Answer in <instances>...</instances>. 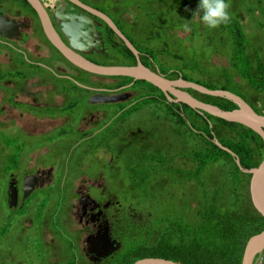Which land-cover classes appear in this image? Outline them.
I'll return each instance as SVG.
<instances>
[{
  "label": "trees",
  "instance_id": "trees-1",
  "mask_svg": "<svg viewBox=\"0 0 264 264\" xmlns=\"http://www.w3.org/2000/svg\"><path fill=\"white\" fill-rule=\"evenodd\" d=\"M22 1L34 11L28 0ZM108 2L113 10V14L109 13L121 31L135 32L132 37L145 65L158 68L170 78L182 76L210 89L234 92L264 114V0H229L231 21L216 29L206 28L199 15L193 16L191 10L197 7L198 0ZM257 13V32L247 33V19ZM185 24L190 30H185ZM179 30L188 35H179ZM122 46L125 50L121 55L130 58L124 64H136L133 51L125 43ZM112 77L119 80L117 85L133 81L128 76ZM134 87L140 96L158 94L163 99L146 98L132 109L149 106L154 121L171 117L178 126L177 133L187 138L183 144H174L178 151L158 141L154 133L141 142L148 146L138 157L145 166L132 173L133 181H125L131 184L132 193L128 194L139 205L149 206L154 200L170 206L155 221L153 206L144 209V215L148 212L153 216L147 215L140 222L129 220L126 250L105 264H134L146 257L181 264H242L247 241L264 229V216L251 199V173L242 171L234 156L213 139L217 137L238 154L244 167L252 168L262 161L263 137L244 124L169 101L162 89L149 81L137 80ZM189 90L223 109L239 108L227 98ZM124 104L120 103L119 108ZM177 182L185 187L182 192L175 189ZM185 182L192 186H185ZM259 258L258 264H264V251ZM77 262L72 259L67 264Z\"/></svg>",
  "mask_w": 264,
  "mask_h": 264
},
{
  "label": "flooded vegetation",
  "instance_id": "flooded-vegetation-1",
  "mask_svg": "<svg viewBox=\"0 0 264 264\" xmlns=\"http://www.w3.org/2000/svg\"><path fill=\"white\" fill-rule=\"evenodd\" d=\"M40 1L53 28L69 49L103 65H135L124 64L130 61L121 55L125 50L122 44L127 43L118 32H110L109 24L93 12L108 15L115 22L102 5L108 0ZM0 11L9 19V24L0 33V137L3 138L0 141V165L3 163L2 170L9 178L5 203L11 209L23 210L36 191L51 184L62 187L65 181L73 196L68 211L73 234L65 242L72 249L69 254H74L72 259L78 261L77 264H105L118 249L108 256H100L87 239L101 242L106 234L110 241L121 243V234H127L128 222L123 221L124 215L129 220L135 219L134 207L124 205L120 199L125 193H132L131 184L125 182L128 180L124 178L120 161L127 160L132 173L142 169L144 161L138 157L148 146L141 142L151 138L154 127L147 129L146 121L137 120V116L130 117L141 110L132 107L143 99L161 96H140L137 88H133L137 80L117 85V78L106 80L107 77L73 63L52 43L39 13L22 0H0ZM122 33L138 49L136 39L132 37L135 32ZM124 92H131L124 101L104 102L95 98L96 95ZM120 103L126 104L119 108ZM120 116H123L120 122L130 120L135 123L126 130L118 125L110 129L111 121ZM15 132L29 139L31 150L25 159H19L20 148L12 141L16 134L9 135ZM215 139L218 138L215 137L214 142ZM89 156L92 161H86ZM71 163L76 166L69 172ZM61 165H64L62 173ZM11 183L16 188L13 206L8 203ZM26 184L29 193L24 198ZM57 236L58 232L54 230L51 240L47 241L43 231L44 244L54 246ZM5 254L12 255L10 264H13V252H0V264H7L3 261ZM50 255L51 264L61 263L57 251Z\"/></svg>",
  "mask_w": 264,
  "mask_h": 264
},
{
  "label": "rangeland",
  "instance_id": "rangeland-1",
  "mask_svg": "<svg viewBox=\"0 0 264 264\" xmlns=\"http://www.w3.org/2000/svg\"><path fill=\"white\" fill-rule=\"evenodd\" d=\"M102 5L113 14L112 6L110 2L103 1ZM259 14H256V17L251 19H247L245 24V30L248 32H257V28L259 26L258 20ZM179 35L186 37L188 35L187 31L179 30ZM254 34V33H253ZM251 36H253L251 34ZM165 57V56H164ZM167 59V57H165ZM103 76V75H98ZM107 77L106 80H112L113 78ZM170 78V77H169ZM176 80L178 78H171ZM149 107V106H148ZM148 107L142 108L140 111L132 114L130 117L137 116V120L146 121L144 126L148 129L154 127L152 133L156 134L155 137L158 141L165 144V146H171L176 151L177 148L174 147L175 143L183 144L185 134L181 135L177 133L179 129L178 126L175 124V120L171 117L161 118L157 121H154L156 118L155 116L151 118L152 112ZM123 116L117 117L110 123V129L118 125L120 128L126 130L130 124H134V121L127 120L125 122H120ZM173 121H172V120ZM158 129V130H157ZM15 133H9L10 136L15 135ZM0 141H3V138L0 137ZM16 147L20 148V157L19 159H25L28 152L31 150V146L29 145V139L24 137L23 135L16 134L13 137V140ZM37 139L35 140V143ZM169 157V156H167ZM86 161H92V157H87ZM23 162V161H22ZM123 166L124 171V178L128 181H133L134 177L132 176L131 169H129L130 164L127 163V160L120 161ZM64 165L60 166V173L61 169ZM76 166V163H71L70 170ZM3 163L0 165V252H13L14 255V263L16 264H51L52 257L50 255L51 252L57 251L60 257V264H67L74 256L72 253V249L68 248L65 245L66 240H68V236L72 231V221L70 220L71 217L68 214L69 207L72 201V192L69 188H67V183L64 181L63 186H57L55 184H51L44 189L36 191L26 207L23 210L20 209H11L5 203V195L6 189L8 185L9 178L2 170ZM207 178V177H205ZM69 183V182H68ZM192 186L189 182H185V186ZM74 187V184L72 185ZM67 188V189H66ZM69 189V190H68ZM175 189L178 192H182L185 187L181 185L179 182L176 183ZM128 195V197H127ZM120 199L122 200L124 205L131 204L136 213H135V221L140 222L141 220L147 219L148 216H153L152 213H147L144 215V209L150 206L146 205H139V202L134 197L129 196L128 193H125L124 196H121ZM120 200V202H121ZM153 204V211L155 216L153 220L155 221V217H159L165 214L166 210L170 206L169 203L153 201L149 202L148 204ZM29 206V207H27ZM124 215V222H128L129 219H125ZM133 221V220H131ZM25 222V224H24ZM155 222H153L154 224ZM125 228V227H124ZM56 230L58 235L55 239L54 246H50L44 244V237L43 231H45V237L47 241L51 240V232ZM128 230V227H126ZM4 232V235L1 234ZM121 244L123 248L116 250L115 254L120 255L124 252L127 248V239L128 234H121ZM120 244V246H121ZM62 250V251H61ZM114 251V250H113ZM66 255H63V253ZM69 254V255H68ZM12 255L5 254L3 257L4 262L7 264L12 263ZM81 259H84V256H80Z\"/></svg>",
  "mask_w": 264,
  "mask_h": 264
},
{
  "label": "water",
  "instance_id": "water-1",
  "mask_svg": "<svg viewBox=\"0 0 264 264\" xmlns=\"http://www.w3.org/2000/svg\"><path fill=\"white\" fill-rule=\"evenodd\" d=\"M28 2L39 13L44 29L48 37L52 41V43L55 46H57L73 63L77 64L79 67L83 68L84 70L91 73H95L97 75L128 76V77H132L134 81L136 80L149 81L154 85H156L157 87H159L160 89H162L165 92L167 99L169 101L186 103L195 109H199L201 112L206 111L214 116L224 118L228 121L244 124L255 130L264 139V115L258 113L240 95L231 92L229 90L210 89L197 82L186 80L182 76H179L178 79L173 80L169 78L167 75L161 73L159 69L155 70L153 68L146 66L140 60V51L122 33L121 29L108 15H104L92 9L94 10L93 12L101 16L115 32H118L123 37L128 47L137 56L138 58L137 64L103 65L84 58L79 53H76L71 49H69L67 46H65V44L62 42L61 38L59 37L55 29L53 28L48 13L43 7L41 1L28 0ZM8 24H9L8 17H6L0 11V33L3 32L6 25ZM73 44L77 46L75 43ZM186 88H192L202 93L228 98L229 100L236 103L239 106V108L235 110L223 109L218 105L205 102L195 97ZM129 94H131V92L96 95L95 98L96 101L99 100L104 102H118V101L127 100ZM215 143L219 145L221 148L230 152L234 156L237 164L240 166L242 171L251 173V180H250L251 199L255 208L264 216V155L262 161L258 166L252 168H246L241 164V161L236 152H234L232 149L222 144L218 139H215ZM24 189H25L24 198H26L29 193L27 184L25 185ZM15 190H16L15 184L11 183L9 186V194H8V203L10 206L15 205V199H16V195L14 192ZM102 239L103 241L101 242L97 241L96 239H93L91 241L90 237L87 239V241L89 243L91 242L93 245L91 246V248L95 252H97L100 256H108L110 253L113 252V250L119 249L121 243L118 240L110 241L109 238L106 237V234L102 237ZM101 248H103L104 250L100 251L99 249ZM263 251H264V229L261 232L251 236L247 241L244 249L242 264H258L260 262L259 256L260 254L263 253ZM134 264H181V263H178L174 260L167 258L146 257V258L138 259Z\"/></svg>",
  "mask_w": 264,
  "mask_h": 264
},
{
  "label": "clouds",
  "instance_id": "clouds-1",
  "mask_svg": "<svg viewBox=\"0 0 264 264\" xmlns=\"http://www.w3.org/2000/svg\"><path fill=\"white\" fill-rule=\"evenodd\" d=\"M229 0H198L193 16L199 15L201 23L208 29H216L227 25L231 21ZM185 30H190L188 24L184 25ZM112 77V76H111Z\"/></svg>",
  "mask_w": 264,
  "mask_h": 264
}]
</instances>
